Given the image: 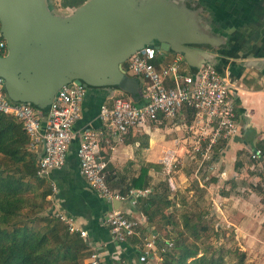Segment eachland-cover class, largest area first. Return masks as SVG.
Returning a JSON list of instances; mask_svg holds the SVG:
<instances>
[{
	"label": "water",
	"instance_id": "water-1",
	"mask_svg": "<svg viewBox=\"0 0 264 264\" xmlns=\"http://www.w3.org/2000/svg\"><path fill=\"white\" fill-rule=\"evenodd\" d=\"M193 9L185 0H87L59 15L49 0H0L5 95L40 117L71 82L88 91L118 90L138 102L141 83L125 74L123 64L145 46L180 55L191 74L205 63L221 73L223 60L216 53L228 38L201 19L200 8ZM121 205L112 202L114 210Z\"/></svg>",
	"mask_w": 264,
	"mask_h": 264
},
{
	"label": "crops",
	"instance_id": "crops-1",
	"mask_svg": "<svg viewBox=\"0 0 264 264\" xmlns=\"http://www.w3.org/2000/svg\"><path fill=\"white\" fill-rule=\"evenodd\" d=\"M185 1L188 9H201V19L208 21L216 34L228 38L226 45L219 46L216 55L222 57L221 73L229 84L235 100L239 123L235 134L221 149L213 164L210 162L212 167L209 168L217 180H228L230 177L238 181L244 176L241 174L242 170L250 171L248 168L250 164L247 160L249 150L264 142V0ZM162 55V65H166L171 62L175 54L163 51ZM183 64L186 65L187 72H190L187 64L185 62ZM117 93L120 92L114 90L111 93L109 89H94L87 92L80 107V117L73 126V139L69 145L65 164L58 170L49 171L43 181L46 186L51 187L53 184L55 187V191L52 189L51 194L46 198L47 211L53 215L57 213L67 215L80 229L87 231V239L92 242L91 249L98 252L101 264H112L111 261L123 264L127 261L128 264H135V257L131 258L129 250L138 249V246L134 247L130 243L131 239L127 241L128 243L113 241L109 229L104 224L105 215L113 210L112 204L92 190L79 173L76 151L81 133L85 129H90L96 134V157L106 163L107 171L114 170L119 173L128 172L133 166L141 167L152 164L155 167L150 168L151 171L157 173V170L161 168L165 174L160 164L164 152H174L177 159L176 166L180 157L185 158L183 153L186 154L190 150V144H186L185 139L188 143L191 139L186 133L187 124L182 118L178 119L184 123L176 124L170 129L156 127L151 131L145 124L132 130L122 142L112 139L103 129L99 120V111L102 106L112 108L113 98ZM176 121L177 119L173 123ZM165 122L169 121L158 124L163 125ZM137 132H145L148 135V144H136L134 139H129ZM242 151H245V154L241 155ZM41 152L42 148L38 146L34 152L37 161ZM189 156L190 158L195 157ZM0 161H5L2 156H0ZM174 172L173 170L172 174ZM260 173L264 178V172ZM252 176L254 182L263 180L262 176L257 177V174H251ZM259 186L263 188L264 193V183H259ZM173 187L175 191V184ZM218 197L226 204L225 212L235 214L239 228H242L245 223H251L250 214L243 215H247L251 209L252 194L247 199H241L238 192L234 191L228 192L223 197L218 195ZM120 211L129 218L146 222L145 216L140 211L130 208L126 203L121 205ZM215 211L223 213L218 205ZM137 237L139 236L136 235L132 239ZM128 260L131 261L128 262ZM84 262L87 263V259Z\"/></svg>",
	"mask_w": 264,
	"mask_h": 264
},
{
	"label": "built area",
	"instance_id": "built-area-1",
	"mask_svg": "<svg viewBox=\"0 0 264 264\" xmlns=\"http://www.w3.org/2000/svg\"><path fill=\"white\" fill-rule=\"evenodd\" d=\"M0 51L3 56L6 54V43L1 38ZM162 53L154 47L145 46L128 56L123 70L126 75L139 79L143 104L136 106L128 97H115L112 108H100L99 120L112 139L122 142L132 130L142 125L190 118V122L186 123V133L191 142L185 141L192 145V150L187 153L192 156L200 154L205 159L213 148L226 144L233 137L239 123L229 84L208 63L200 65L194 74L185 72L181 68L184 61L180 55H174L171 62L162 65ZM87 92L83 84L71 82L64 85L42 118L32 107L8 100L0 78V113L14 118L22 126L28 138L29 152H36L38 146L42 148L37 162L36 174L39 178L45 179L49 171L58 170L65 164L73 139V126L80 117V107ZM96 144V134L90 129L83 130L76 151L80 175L108 203L112 204L115 200L135 208L136 197L147 191H130L129 196H122L109 188L106 183L107 165L96 157ZM247 160L251 172L258 168L264 172V152L260 148L250 149ZM176 162L173 151L164 152L160 164L167 176L173 172ZM168 186L170 190L174 189L171 179H168ZM51 187L55 191L53 184ZM54 216L67 226L70 235L78 233L81 238L87 239V231L80 229L71 217L63 213ZM104 224L113 241L118 243H126L137 235V223L120 210L108 212ZM153 247L154 241L144 245L146 250L139 256L140 263L145 262ZM87 264H101L95 249H91Z\"/></svg>",
	"mask_w": 264,
	"mask_h": 264
},
{
	"label": "trees",
	"instance_id": "trees-1",
	"mask_svg": "<svg viewBox=\"0 0 264 264\" xmlns=\"http://www.w3.org/2000/svg\"><path fill=\"white\" fill-rule=\"evenodd\" d=\"M86 1L60 0L56 8L74 9ZM0 55L3 56L2 51ZM129 100L136 106L143 104L142 98L138 102ZM46 112L41 113L42 118ZM27 144L28 138L22 126L14 118L0 113V156L5 160L0 161V264H85L84 260L91 254L92 242L81 238L78 233L70 235L67 226L43 208L52 188L37 176V156L27 150ZM218 146L222 149L225 144ZM256 148L264 152V142ZM153 167L155 165L152 164L141 166L133 175L129 171L106 172L108 187L122 196H129L130 191H147L136 197L135 208L145 216L148 225L141 230L142 234L149 232L150 225L157 218L169 221L165 211L173 205L169 200L166 179L158 185L152 184L149 170ZM184 230L193 237L199 236L198 226L187 218H183ZM154 233L157 238L155 250L162 258V264H224L220 256L210 253L209 246L202 249L195 243L179 239L174 240L173 250H170L166 249V241ZM178 235L182 237L181 233ZM130 243L135 247L140 240L131 239ZM129 252L137 264L143 254L142 249L138 247ZM237 254V264H244L245 254ZM111 263L123 264L118 261Z\"/></svg>",
	"mask_w": 264,
	"mask_h": 264
},
{
	"label": "rangeland",
	"instance_id": "rangeland-1",
	"mask_svg": "<svg viewBox=\"0 0 264 264\" xmlns=\"http://www.w3.org/2000/svg\"><path fill=\"white\" fill-rule=\"evenodd\" d=\"M49 2L55 14H67L75 9H61L60 11V8H56L60 0H49ZM181 68L187 71V67L183 63ZM119 96L127 97L122 92L116 94V97ZM183 121L188 124L190 119L187 118ZM183 121L177 119L174 123L165 122L163 125L148 123L147 126L151 131L156 127H167L170 129L176 124L181 125V123H184ZM133 136L131 135L129 139H134L137 142L136 144H148L149 142L148 135L145 132H137ZM191 146L189 151L192 150ZM202 152H204L203 148ZM220 152L221 149L217 146L207 154V158L205 159L200 154L194 155V158H190L189 155L191 154L183 153L185 158L182 156L178 159L179 161L174 167V174L171 173L168 176L162 172L161 168L157 170V173L150 170L153 185H158L165 179L168 184V179H172L173 177L172 181L176 186V190L168 189L169 200L173 203L165 211V214L169 215V221L157 218L150 225L149 232L142 234L141 230L148 226L147 223L130 218L137 223L136 232L139 236L137 238L140 240L138 247L142 251L146 250L144 248L145 244L154 241V250L151 251V256L149 254L145 262L141 264L163 263L159 253L155 250L157 238L154 232H157L161 236V239L166 241V249L173 250L174 240L182 239L188 243H195L202 249L209 246L210 253L216 257L220 256L224 264H237L239 257L237 252L245 254L244 264H264V193L262 192L263 188L259 186V183H264V178L258 168L255 172L242 170L241 174L244 176L238 181H234L230 177L228 180H217L209 167H212L210 162L213 164ZM243 154H245V151H242L241 155ZM244 157L243 160L246 162V158ZM138 168L139 166L130 167V175L137 173ZM251 174H257V177L262 176L263 180L254 182ZM213 180H216V182ZM178 185L180 186L177 187ZM234 191L238 192L241 199H247L249 195H253L251 209L247 215H243L248 216L250 214L252 221L248 224L245 223L242 228L237 226L235 214L225 212L224 206L226 204L218 197V195L223 197L228 192L231 193ZM38 202L40 203L39 200ZM217 205L223 213L215 211ZM43 208L45 211L48 210L46 204ZM25 214L27 215V212ZM25 218L27 219V217ZM183 218H187L198 226V238L193 237L189 231H183ZM202 228H205V231ZM179 233H181L182 237L178 235Z\"/></svg>",
	"mask_w": 264,
	"mask_h": 264
}]
</instances>
